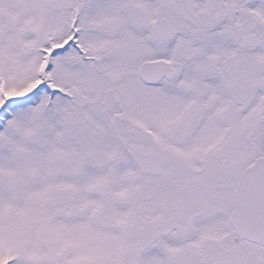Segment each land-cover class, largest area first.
Segmentation results:
<instances>
[{"label":"snow or ice","instance_id":"1","mask_svg":"<svg viewBox=\"0 0 264 264\" xmlns=\"http://www.w3.org/2000/svg\"><path fill=\"white\" fill-rule=\"evenodd\" d=\"M0 264H264V0H0Z\"/></svg>","mask_w":264,"mask_h":264}]
</instances>
